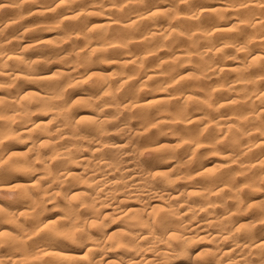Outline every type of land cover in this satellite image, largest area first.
I'll return each mask as SVG.
<instances>
[{"label":"clouds","instance_id":"clouds-1","mask_svg":"<svg viewBox=\"0 0 264 264\" xmlns=\"http://www.w3.org/2000/svg\"><path fill=\"white\" fill-rule=\"evenodd\" d=\"M0 264H264V0H0Z\"/></svg>","mask_w":264,"mask_h":264}]
</instances>
